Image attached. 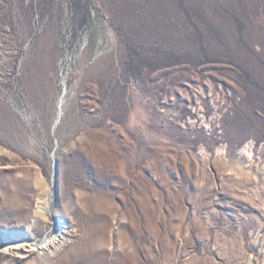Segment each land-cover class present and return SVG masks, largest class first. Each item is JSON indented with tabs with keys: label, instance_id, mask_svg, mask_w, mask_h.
I'll return each mask as SVG.
<instances>
[{
	"label": "rangeland",
	"instance_id": "rangeland-1",
	"mask_svg": "<svg viewBox=\"0 0 264 264\" xmlns=\"http://www.w3.org/2000/svg\"><path fill=\"white\" fill-rule=\"evenodd\" d=\"M0 264H264V0H0Z\"/></svg>",
	"mask_w": 264,
	"mask_h": 264
},
{
	"label": "bare ground",
	"instance_id": "bare-ground-1",
	"mask_svg": "<svg viewBox=\"0 0 264 264\" xmlns=\"http://www.w3.org/2000/svg\"><path fill=\"white\" fill-rule=\"evenodd\" d=\"M61 236V235H60ZM61 237H63V236H61ZM56 239L57 238H53L52 240H50V241H47L46 243H44V244H42V246L41 247H37L39 250H45V249H48L47 247L49 246V245H52L53 243H55V241H56ZM59 239V238H58Z\"/></svg>",
	"mask_w": 264,
	"mask_h": 264
}]
</instances>
